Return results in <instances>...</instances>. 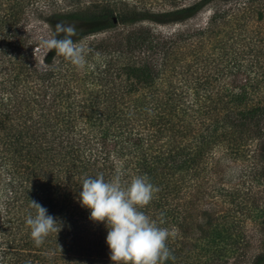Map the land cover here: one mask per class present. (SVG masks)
Instances as JSON below:
<instances>
[{
	"label": "trees",
	"instance_id": "obj_1",
	"mask_svg": "<svg viewBox=\"0 0 264 264\" xmlns=\"http://www.w3.org/2000/svg\"><path fill=\"white\" fill-rule=\"evenodd\" d=\"M174 7L142 14L127 8V16L115 15V8L44 13L53 30L57 23L73 25L74 41L92 33L85 27L94 22L180 25L167 34L139 27L104 40L106 52L129 61L106 65L85 88L57 91L69 79L54 50L43 57V69L22 61L20 72L0 76V264H113L108 229L90 219L79 192L83 179L103 174L110 180L117 170L126 181L146 175L159 189L140 210L176 232L164 264H264V251L251 253L250 238L234 234L239 220L225 204L222 212H205L214 218L212 228L199 226L200 252L192 250L183 208L219 146L247 151L264 174V0ZM208 8L205 22L183 27ZM25 9L10 7L17 12L3 21H19ZM256 140L263 144L253 151ZM31 200L60 227L39 247L25 223L36 212Z\"/></svg>",
	"mask_w": 264,
	"mask_h": 264
},
{
	"label": "rangeland",
	"instance_id": "obj_2",
	"mask_svg": "<svg viewBox=\"0 0 264 264\" xmlns=\"http://www.w3.org/2000/svg\"><path fill=\"white\" fill-rule=\"evenodd\" d=\"M197 0H0V76L20 72V64L22 61L33 63L39 68H44L42 63L43 57L49 52L42 45L44 39L51 37L53 29L50 24L45 21L44 16L55 12H62L69 9L85 10L88 13H99L108 8H115V15L127 16V8L135 9V12L142 14L147 8V12L152 13L173 10L174 6L189 5ZM234 2H231L233 4ZM127 5V6H126ZM16 6L23 9L26 6L23 15L13 18L17 11L11 12L10 7ZM138 6V10H137ZM135 7V8H131ZM14 21L4 22L3 16L10 14ZM22 13V12H21ZM45 13V14H44ZM211 9H206L197 18L188 23L187 26L193 27L202 24L209 17ZM50 26V27H49ZM91 27H85L88 33L79 39L78 43L89 50L86 57V66L84 69H77L62 56H57V62L65 59V74H67L69 82L60 88L77 86L86 84L83 88L89 86L86 79L95 76L103 71L106 65L116 63L117 67L124 66L129 60L124 54L106 52V42L109 37L114 38L122 31H129L139 27H147L154 32H163L164 34L174 31L180 25L161 26L152 21H141L135 23H121L112 25L102 24V22L91 23ZM19 46H24L19 48ZM32 48V50L30 49ZM47 53V54H46ZM97 54H99L97 56ZM67 71V73H66ZM258 73V71H255ZM69 73L74 74V77ZM86 80V81H84ZM82 82V83H81ZM264 143V139H263ZM261 141H253L252 150L255 151L263 144ZM208 164V165H207ZM199 172V181L192 182V190L185 199L183 208H187V220L192 233L191 239L188 240L192 250L200 252V244H202L203 232L199 226L204 224V229L208 231L212 228V217H206L205 212L213 214L215 211L222 212V205L234 208L233 216L239 220V224H235L234 234L239 237L245 234L251 240L248 247L251 253L258 254L264 251V226L261 224L264 220V174L259 175V169L256 166L254 157L246 152H236L232 148L222 145L216 148L213 154L207 158L206 164ZM191 193V194H190ZM200 195L199 198H192V195ZM2 200L0 199V203ZM260 205V208L258 207ZM259 208V209H257ZM263 210V211H262ZM200 213H204L203 222ZM222 213H219V216ZM258 214L259 219H257ZM216 218V217H215ZM243 248V244L240 246Z\"/></svg>",
	"mask_w": 264,
	"mask_h": 264
},
{
	"label": "clouds",
	"instance_id": "obj_3",
	"mask_svg": "<svg viewBox=\"0 0 264 264\" xmlns=\"http://www.w3.org/2000/svg\"><path fill=\"white\" fill-rule=\"evenodd\" d=\"M75 35L73 25L57 23L51 37L44 39L42 45L82 70L89 50L72 39ZM81 189V206L90 210L93 222L104 223L108 229L106 243L113 264H164L170 258L167 241L175 237V230L159 227L140 210L159 191L146 175L126 181L120 170L110 180L98 174L95 178L83 179ZM30 207L36 212L34 216L29 214L25 223L30 228V238L39 247L49 234L59 232L60 227L47 208L34 200Z\"/></svg>",
	"mask_w": 264,
	"mask_h": 264
}]
</instances>
